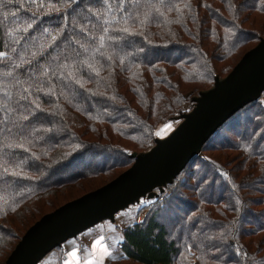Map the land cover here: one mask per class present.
I'll return each mask as SVG.
<instances>
[{"label":"trees","instance_id":"1","mask_svg":"<svg viewBox=\"0 0 264 264\" xmlns=\"http://www.w3.org/2000/svg\"><path fill=\"white\" fill-rule=\"evenodd\" d=\"M262 37L264 0H0V264L42 215L127 169ZM228 122L229 140L209 147ZM218 130L164 189L201 167L162 200L186 238L149 213L121 231L127 260L264 264V92Z\"/></svg>","mask_w":264,"mask_h":264},{"label":"water","instance_id":"2","mask_svg":"<svg viewBox=\"0 0 264 264\" xmlns=\"http://www.w3.org/2000/svg\"><path fill=\"white\" fill-rule=\"evenodd\" d=\"M264 92V37L223 77L190 98L177 125L144 151L131 153V165L115 178L42 215L20 237L3 264H38L49 252L141 199L157 197L231 116Z\"/></svg>","mask_w":264,"mask_h":264},{"label":"rangeland","instance_id":"3","mask_svg":"<svg viewBox=\"0 0 264 264\" xmlns=\"http://www.w3.org/2000/svg\"><path fill=\"white\" fill-rule=\"evenodd\" d=\"M188 108L189 107L185 108L184 110L187 111ZM177 123L178 121L165 123L161 126L156 136H166L177 125ZM218 131L219 132L215 136L216 141H212L209 147H217L229 140V136H231L229 132V122ZM210 154L211 156H215L217 152L213 151ZM200 168L201 167L197 169L196 166L194 168L187 169L186 172L180 176L177 184L174 187L163 190L161 197L157 198L158 195L160 196L161 194L158 192V190H156L158 193L157 197L152 199H141L138 203L130 205L128 208L116 213L113 221L106 220L98 223L86 231L80 233L75 238L67 240L60 247H57L49 252L38 264H77L78 258H80V260L91 259L86 260L91 264H136L127 260L119 248L122 241L121 231L134 223L142 222L146 215L157 211H160L158 214V220L165 225L168 238L172 239L178 237L179 239L184 240L186 238L185 236L187 232L183 229L182 221L180 220L179 215L174 214L173 209H170L171 207L168 205H166L165 208L163 205L164 201L162 200L169 198L173 192L179 191L178 188L182 184L184 187H186V185L190 186L194 184L195 180L191 179L190 175L192 173L198 172ZM65 172H68V170ZM63 174L64 172H59L58 176ZM106 181L107 179L102 181V183H99L101 181L98 180L93 186H97V184L101 185ZM72 194L73 193H71V195ZM76 194L74 196H76ZM54 200H58V198H55ZM48 210L50 209L48 208L46 211ZM96 254H98V257L100 256L101 258H97L98 262L92 263L95 257L94 255Z\"/></svg>","mask_w":264,"mask_h":264},{"label":"crops","instance_id":"4","mask_svg":"<svg viewBox=\"0 0 264 264\" xmlns=\"http://www.w3.org/2000/svg\"><path fill=\"white\" fill-rule=\"evenodd\" d=\"M94 256H95V257H94L92 263H94V262H98V261H97V258H101L100 256L98 257V254H96V255H94ZM86 260H91V259L80 260V258H78V260H77V264H91V263H89V262L86 261Z\"/></svg>","mask_w":264,"mask_h":264},{"label":"snow or ice","instance_id":"5","mask_svg":"<svg viewBox=\"0 0 264 264\" xmlns=\"http://www.w3.org/2000/svg\"><path fill=\"white\" fill-rule=\"evenodd\" d=\"M53 39H55L54 37H53ZM41 47H43V45H41ZM0 55H3L2 53H0ZM33 55H35V53H33Z\"/></svg>","mask_w":264,"mask_h":264}]
</instances>
